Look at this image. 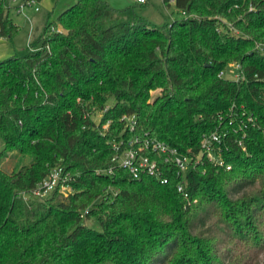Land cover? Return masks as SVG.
Instances as JSON below:
<instances>
[{"label": "trees", "instance_id": "16d2710c", "mask_svg": "<svg viewBox=\"0 0 264 264\" xmlns=\"http://www.w3.org/2000/svg\"><path fill=\"white\" fill-rule=\"evenodd\" d=\"M164 1L186 17L157 25L134 6L77 0L25 54L0 60V140L32 158L0 165V264H264V0ZM10 2L0 37L13 40ZM234 61L244 80L219 76ZM111 100L99 124L85 116ZM214 131L231 169L204 157L187 171L188 197L176 172L164 183L112 162L114 139L148 132L199 153ZM54 167L71 191L33 196Z\"/></svg>", "mask_w": 264, "mask_h": 264}, {"label": "built area", "instance_id": "2783aa9c", "mask_svg": "<svg viewBox=\"0 0 264 264\" xmlns=\"http://www.w3.org/2000/svg\"><path fill=\"white\" fill-rule=\"evenodd\" d=\"M38 0H11V7L14 12L22 14L25 7H34L39 11L40 7L37 5ZM139 3H147L148 0H137ZM57 31H60L58 28ZM256 49L264 53V41H260L256 44ZM234 68L235 71L233 77L228 78L235 81L244 80L246 72L243 69L241 62L234 61L227 65V67L219 73V76L226 77V71L229 68ZM259 77L257 73L255 75ZM264 79V76H262ZM78 102H83L78 97ZM110 108L107 105L104 110H98L96 105L90 106L87 109L86 115H93L97 113L100 116ZM245 115L243 111L242 116ZM122 120L126 121L127 127L130 131H133L137 124V119L134 115H124ZM248 120L252 121L249 117ZM100 120L97 121L99 124ZM110 125V121L107 122L103 128L107 129ZM241 143V142H240ZM222 144L223 137L218 131H214L204 137L202 147L199 153H192V149L189 153L181 152L177 147L171 144L159 140L151 136L148 132L145 134H135L131 138H120L112 141L114 148V156L112 162L118 167L128 169L135 178H140L143 174H149L156 176L162 182L167 183L169 180L168 173L176 172L179 177L178 190L182 192L185 197H188V192L185 190L186 174L189 168L199 165L204 157L209 162L215 165H226L222 156ZM227 169H231V165H226ZM113 168L111 167L107 172L111 173ZM71 179L69 173H65L62 168L54 167L49 174L38 184V186L32 191V195L36 197L46 196L53 191L58 185H61V189L64 193L71 191V187L67 185V181ZM61 190V191H62Z\"/></svg>", "mask_w": 264, "mask_h": 264}, {"label": "rangeland", "instance_id": "374dc122", "mask_svg": "<svg viewBox=\"0 0 264 264\" xmlns=\"http://www.w3.org/2000/svg\"><path fill=\"white\" fill-rule=\"evenodd\" d=\"M76 1L77 0H38L37 5L40 7L39 11L35 10V6L25 7L22 14H19L18 12H14L12 10V18L15 23L20 26V29L13 40L6 39L9 43V56L13 54H25L31 39L40 35L46 24L57 21L58 16L64 10L72 6ZM106 1H108L111 6L117 9H124L130 6H134L137 14L147 18L157 25L168 26L172 24L173 21L186 17L184 12L176 6L175 1H171L170 4H166L164 0H148V2L144 4L139 3L137 0ZM57 28L62 32H67V30L63 26H61V24H59ZM233 71H235V69L232 67L226 71L227 78L233 77ZM161 92V89L152 90L151 100H153L158 94H161ZM112 103L113 102L111 100L108 102V105H112ZM95 117L97 118V121H99L101 116L97 114ZM248 121L251 122V120ZM2 149H4L7 155L4 158L3 156H0V165L3 168L9 170H13L15 168L18 169L23 164L28 163L32 160L31 156L25 157L17 151L6 149L5 145L0 140V151H2ZM61 192H63V190ZM88 224H91L97 229H100V226L96 221H88Z\"/></svg>", "mask_w": 264, "mask_h": 264}, {"label": "crops", "instance_id": "0c3cea01", "mask_svg": "<svg viewBox=\"0 0 264 264\" xmlns=\"http://www.w3.org/2000/svg\"><path fill=\"white\" fill-rule=\"evenodd\" d=\"M8 48H9L8 41L5 38L0 37V60L5 59L6 56L7 57L9 56Z\"/></svg>", "mask_w": 264, "mask_h": 264}]
</instances>
